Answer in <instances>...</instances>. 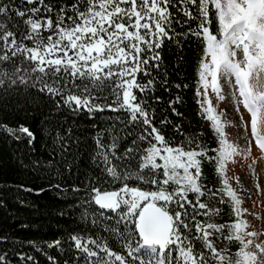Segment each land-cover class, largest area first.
I'll return each mask as SVG.
<instances>
[{
    "label": "snow or ice",
    "instance_id": "obj_1",
    "mask_svg": "<svg viewBox=\"0 0 264 264\" xmlns=\"http://www.w3.org/2000/svg\"><path fill=\"white\" fill-rule=\"evenodd\" d=\"M193 45L205 127L171 95ZM0 97V134L47 151L17 192L71 221L39 243L0 229V264H264V0H0Z\"/></svg>",
    "mask_w": 264,
    "mask_h": 264
},
{
    "label": "trees",
    "instance_id": "obj_2",
    "mask_svg": "<svg viewBox=\"0 0 264 264\" xmlns=\"http://www.w3.org/2000/svg\"><path fill=\"white\" fill-rule=\"evenodd\" d=\"M197 49L195 45L190 50H186V59L180 69L176 72V82L188 84L189 87L181 90H174L171 95L179 94L183 103L179 105L180 111L184 113V123L196 127H205V122L197 115V105L195 102L194 86H195V57ZM170 59L175 63V55ZM17 105L15 97L5 98L0 97V115L4 113L13 114ZM108 114L101 117V121L106 120ZM76 123L82 129H90L91 124L95 121H90L82 114L79 117H73ZM106 126V125H105ZM78 135L84 140L80 147V152L77 153V159L84 156L87 150L92 146L90 136L94 132L83 131ZM44 141L39 140L36 144L35 152L24 144H19L12 141L7 136L0 134V199L4 201V205L0 206V229L11 231L20 240H34L38 243L44 240H50L55 236L60 235L58 229L68 226L71 221L68 218H57L55 211L63 204L55 198V193L49 192L47 195L35 193L29 194L17 192V187L20 182L39 183L37 176L30 169H24L18 161L23 160L24 164H28L30 160L37 158H47V151L42 147ZM81 169H85V165H80ZM90 170V169H89ZM76 169L73 168L75 174ZM55 182V181H54ZM75 175L68 179L67 183H76ZM5 185L11 187V190H6ZM23 199L26 203L21 205L19 200ZM24 224L28 228H22ZM26 250L31 251L30 248ZM43 264V258H41Z\"/></svg>",
    "mask_w": 264,
    "mask_h": 264
},
{
    "label": "rangeland",
    "instance_id": "obj_3",
    "mask_svg": "<svg viewBox=\"0 0 264 264\" xmlns=\"http://www.w3.org/2000/svg\"><path fill=\"white\" fill-rule=\"evenodd\" d=\"M219 107H220V108H224V102H220ZM228 119H229V120L232 119V116H231L230 113H229V115H228ZM227 131H228L229 134H230V138H231V139H235L237 130H236L235 128L231 127V126H228V127H227ZM261 166H264V165H258V167H261ZM235 171L239 173V172L242 171V169H241L239 166H237L236 169H235ZM260 182H261L262 185H264V172L261 173V179H260ZM262 199H264V197H262ZM257 211H259V209H257Z\"/></svg>",
    "mask_w": 264,
    "mask_h": 264
}]
</instances>
